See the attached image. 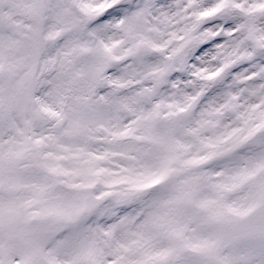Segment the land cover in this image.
Listing matches in <instances>:
<instances>
[{
	"label": "snow or ice",
	"instance_id": "snow-or-ice-1",
	"mask_svg": "<svg viewBox=\"0 0 264 264\" xmlns=\"http://www.w3.org/2000/svg\"><path fill=\"white\" fill-rule=\"evenodd\" d=\"M0 264H264V0H0Z\"/></svg>",
	"mask_w": 264,
	"mask_h": 264
}]
</instances>
